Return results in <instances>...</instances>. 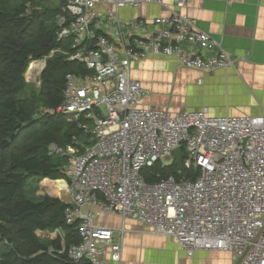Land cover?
I'll list each match as a JSON object with an SVG mask.
<instances>
[{
    "label": "built area",
    "instance_id": "built-area-1",
    "mask_svg": "<svg viewBox=\"0 0 264 264\" xmlns=\"http://www.w3.org/2000/svg\"><path fill=\"white\" fill-rule=\"evenodd\" d=\"M173 1V9L154 20V35L126 44L99 33L100 6L108 4V22L119 26L121 9L167 6L164 0H64L56 16L58 40H70L63 54L90 72L68 74L63 104L49 110L69 121L93 122L80 124L84 140L75 136L65 148H49L68 159L66 222L78 224L81 242L66 253L75 263L121 261L123 235L117 241L115 229L96 223L115 214L168 237L189 257L206 250L230 253L236 264H264V115L215 117L208 108L173 113L141 106L145 88L132 77L133 63L162 55L200 71L235 66L223 47L210 58L185 51L182 44L213 52L219 43L185 13L197 0ZM179 148L185 156L180 178L148 182L147 169L177 165Z\"/></svg>",
    "mask_w": 264,
    "mask_h": 264
},
{
    "label": "trees",
    "instance_id": "trees-1",
    "mask_svg": "<svg viewBox=\"0 0 264 264\" xmlns=\"http://www.w3.org/2000/svg\"><path fill=\"white\" fill-rule=\"evenodd\" d=\"M43 2L0 0V264H89L68 259L66 250L80 244L81 237L78 224L66 222V202L48 196L31 197L35 184L65 179L68 159L51 154L50 145L65 148L75 136L84 140L80 124L93 126L92 121H69L61 114L47 113L35 120L31 117L34 103L28 106L19 99L29 66L53 52L41 90L49 110L63 104L68 74L90 73L83 64L70 62L63 54L70 50V40H58L56 16L64 0L59 7H47ZM4 141H9L6 147L1 146ZM178 171L176 164L158 163L144 173L152 183L157 176H178ZM56 230L64 238L46 244L36 234Z\"/></svg>",
    "mask_w": 264,
    "mask_h": 264
},
{
    "label": "crops",
    "instance_id": "crops-1",
    "mask_svg": "<svg viewBox=\"0 0 264 264\" xmlns=\"http://www.w3.org/2000/svg\"><path fill=\"white\" fill-rule=\"evenodd\" d=\"M164 1L167 6L148 4L121 9L119 26L108 22L105 11L109 6L104 2L100 6V31L118 38L122 44L154 35L159 30L154 20L174 7L173 0ZM185 13L219 43L213 52L182 44L185 51L210 58L223 47L235 60V66L214 72L200 71L179 66L175 59L162 55L133 63L132 77L142 81L145 88L141 106L162 107L173 113L208 108L215 117L264 115V0L232 4L197 0L189 4ZM132 21L137 24L130 25ZM64 194L66 198L58 197L68 202L69 197ZM96 223L115 229L117 241L123 235L122 259L109 264H236L226 252L200 250L189 257L173 240L152 234L148 227L133 219L124 221L119 215L103 214ZM122 228L124 234L119 232Z\"/></svg>",
    "mask_w": 264,
    "mask_h": 264
},
{
    "label": "rangeland",
    "instance_id": "rangeland-1",
    "mask_svg": "<svg viewBox=\"0 0 264 264\" xmlns=\"http://www.w3.org/2000/svg\"><path fill=\"white\" fill-rule=\"evenodd\" d=\"M61 0H44L43 4L45 6L54 7L61 4ZM54 5V6H53ZM55 53V52H54ZM53 53V55H54ZM52 55V56H53ZM48 56L45 58H42L40 60L32 62L35 64H42L39 65V67H36V69H33L31 71V66L27 69L25 75H24V87L23 90L20 92L19 99L22 100L24 103H27L28 106H30L32 103H34L31 106V117L35 120H39L42 117H44L47 113H49V109L44 105V99L41 97V90H42V76L44 73V70L47 66L48 58L52 57ZM41 61V62H40ZM41 66V67H40ZM37 74V75H36ZM51 180H43L38 184H35V191L32 194V198H44L46 196L58 198V196L62 197L59 190L52 189L54 185L59 186V181L50 182ZM61 184V183H60ZM62 185V184H61ZM55 191V192H54ZM63 198V197H62ZM61 198V199H62ZM63 200V199H62ZM37 236L39 237V240L46 244L50 241H59V239L64 238L63 233L60 230L56 231H45V232H37ZM11 241V242H10ZM12 240L9 239L8 244L11 245ZM2 248V247H1Z\"/></svg>",
    "mask_w": 264,
    "mask_h": 264
},
{
    "label": "bare ground",
    "instance_id": "bare-ground-1",
    "mask_svg": "<svg viewBox=\"0 0 264 264\" xmlns=\"http://www.w3.org/2000/svg\"><path fill=\"white\" fill-rule=\"evenodd\" d=\"M39 65H41L42 66V64H40V63H38V64H35V63H33V64H31L30 66H31V71H33V69H36V67H39ZM40 66V67H41ZM37 75V74H36ZM54 182V181H53ZM60 183H59V186H58V184L57 185H54L53 186V188L52 189H54V190H59V192L61 193V195H62V197L63 198H66V197H64L65 196V194L64 193H66L67 194V187H66V185H65V183L61 180V181H59ZM55 192V191H54ZM68 196V195H67Z\"/></svg>",
    "mask_w": 264,
    "mask_h": 264
},
{
    "label": "water",
    "instance_id": "water-1",
    "mask_svg": "<svg viewBox=\"0 0 264 264\" xmlns=\"http://www.w3.org/2000/svg\"><path fill=\"white\" fill-rule=\"evenodd\" d=\"M9 144V141H4L1 146L2 147H6ZM97 151H99V149L97 148ZM184 154L182 152V149H177L175 151V159L177 161V165L179 167V169L181 170L183 168V158H184ZM11 242V241H10Z\"/></svg>",
    "mask_w": 264,
    "mask_h": 264
}]
</instances>
